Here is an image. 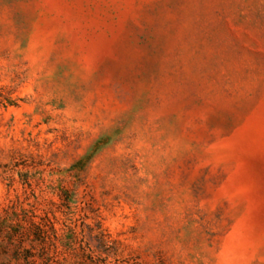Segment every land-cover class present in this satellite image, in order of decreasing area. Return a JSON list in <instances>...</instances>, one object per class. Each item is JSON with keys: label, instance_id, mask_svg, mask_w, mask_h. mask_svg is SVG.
Listing matches in <instances>:
<instances>
[{"label": "rangeland", "instance_id": "rangeland-1", "mask_svg": "<svg viewBox=\"0 0 264 264\" xmlns=\"http://www.w3.org/2000/svg\"><path fill=\"white\" fill-rule=\"evenodd\" d=\"M0 264H264V0H0Z\"/></svg>", "mask_w": 264, "mask_h": 264}]
</instances>
